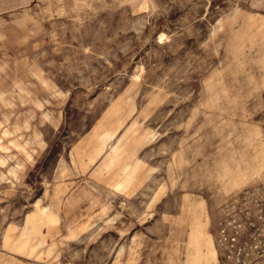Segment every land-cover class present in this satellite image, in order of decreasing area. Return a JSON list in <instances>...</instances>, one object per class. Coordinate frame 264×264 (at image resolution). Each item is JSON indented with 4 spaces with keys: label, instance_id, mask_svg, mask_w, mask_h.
Returning a JSON list of instances; mask_svg holds the SVG:
<instances>
[{
    "label": "rangeland",
    "instance_id": "374dc122",
    "mask_svg": "<svg viewBox=\"0 0 264 264\" xmlns=\"http://www.w3.org/2000/svg\"><path fill=\"white\" fill-rule=\"evenodd\" d=\"M0 264H264V0H0Z\"/></svg>",
    "mask_w": 264,
    "mask_h": 264
}]
</instances>
